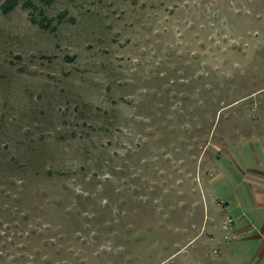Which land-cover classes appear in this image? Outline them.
I'll list each match as a JSON object with an SVG mask.
<instances>
[{"label": "rangeland", "instance_id": "374dc122", "mask_svg": "<svg viewBox=\"0 0 264 264\" xmlns=\"http://www.w3.org/2000/svg\"><path fill=\"white\" fill-rule=\"evenodd\" d=\"M23 1L0 7V264H206L261 234L264 0H29L47 28Z\"/></svg>", "mask_w": 264, "mask_h": 264}, {"label": "crops", "instance_id": "0c3cea01", "mask_svg": "<svg viewBox=\"0 0 264 264\" xmlns=\"http://www.w3.org/2000/svg\"><path fill=\"white\" fill-rule=\"evenodd\" d=\"M247 170V174L251 177L249 183L252 184L251 192L253 199L257 205L264 206V163L260 162L257 166L248 167ZM233 225L232 230L235 229ZM230 227L231 226H229V229ZM243 232L244 231L238 235H234V237L236 238L239 236L238 238L242 239ZM254 238L255 239L249 238V240H242V242L236 241V244L229 245L228 249L226 248V253H222L226 249L222 251V248L215 250V255H213L212 260L208 261L206 264H264V223L263 231L257 238ZM250 242L253 243L248 247L256 248L253 252L247 253L245 250H240L241 244H249Z\"/></svg>", "mask_w": 264, "mask_h": 264}, {"label": "trees", "instance_id": "16d2710c", "mask_svg": "<svg viewBox=\"0 0 264 264\" xmlns=\"http://www.w3.org/2000/svg\"><path fill=\"white\" fill-rule=\"evenodd\" d=\"M21 0H4L1 3V11L2 13H9L11 12L18 4H20ZM22 7H25L27 9H30L29 11V19L33 24L38 25L39 27L42 28H47L51 24V20L47 19L44 16V10L41 8H37V6L34 5L29 0H25L22 2ZM40 15V16H37ZM54 30V28H51Z\"/></svg>", "mask_w": 264, "mask_h": 264}]
</instances>
